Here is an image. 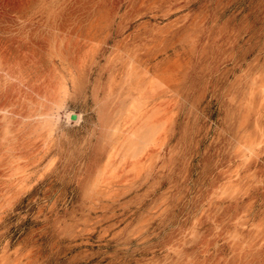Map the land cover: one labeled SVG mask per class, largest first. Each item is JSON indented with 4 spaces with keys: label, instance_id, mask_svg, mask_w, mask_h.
I'll return each instance as SVG.
<instances>
[{
    "label": "rangeland",
    "instance_id": "obj_1",
    "mask_svg": "<svg viewBox=\"0 0 264 264\" xmlns=\"http://www.w3.org/2000/svg\"><path fill=\"white\" fill-rule=\"evenodd\" d=\"M0 264H264V0H0Z\"/></svg>",
    "mask_w": 264,
    "mask_h": 264
},
{
    "label": "bare ground",
    "instance_id": "obj_2",
    "mask_svg": "<svg viewBox=\"0 0 264 264\" xmlns=\"http://www.w3.org/2000/svg\"><path fill=\"white\" fill-rule=\"evenodd\" d=\"M75 118H77V117H75V116L72 117V119H75ZM141 136H142V135H141ZM141 136H140V137H141Z\"/></svg>",
    "mask_w": 264,
    "mask_h": 264
}]
</instances>
